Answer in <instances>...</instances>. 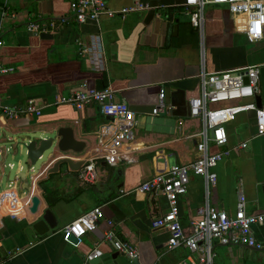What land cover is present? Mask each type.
Masks as SVG:
<instances>
[{"label":"crops","instance_id":"obj_1","mask_svg":"<svg viewBox=\"0 0 264 264\" xmlns=\"http://www.w3.org/2000/svg\"><path fill=\"white\" fill-rule=\"evenodd\" d=\"M72 1L8 0L17 18L2 22L0 66L8 72L0 75V101L6 107L32 103L40 114L0 120V264H89L85 257L97 247L102 255L116 252L105 241L107 232L137 252L134 260L120 254L121 264H178L186 252L167 250L168 234L151 225L167 210L166 200L160 192L135 190L195 159L200 122L189 118V102L200 94L202 69L211 73L260 66L256 97L264 107V40L250 42L242 32L245 19L232 16L226 7L208 6L200 33L189 24L184 0H106L113 11L137 4L149 9L82 24L70 11ZM32 22L54 23L52 39L29 32ZM82 84L111 89L129 107L149 110L160 97L168 107L160 116L135 113L134 140L121 149L124 160H96L94 178L88 181L80 177L83 166L72 171L61 165L49 174L60 159L84 164L96 156L97 134L106 121L98 105L76 110L55 104ZM59 128H71L74 138L85 143L84 150L51 156L35 171L25 145ZM225 129L226 146L209 150H231L215 169V188L206 194L203 180L189 174L187 193L178 201L184 228L199 219L198 210L206 203L233 215L240 187L248 213L264 214V136L256 137L254 112L236 116ZM241 143L246 148L233 151ZM33 198L39 201L36 214L31 213ZM95 207L103 215L96 229L76 246L64 242L59 231ZM46 209L58 226L40 237L32 226ZM252 233L262 250L216 245V264H264V222L253 226Z\"/></svg>","mask_w":264,"mask_h":264},{"label":"built area","instance_id":"obj_2","mask_svg":"<svg viewBox=\"0 0 264 264\" xmlns=\"http://www.w3.org/2000/svg\"><path fill=\"white\" fill-rule=\"evenodd\" d=\"M184 8L189 17L192 28L203 31L205 10L208 6L226 7L235 17H243L242 32L250 42L264 40V0H184ZM146 5H135L119 11L110 10L106 0H74L70 3V11L77 23L86 21L99 22L102 18H113L119 15L122 18L129 12L148 10ZM17 15L10 11L8 0L0 3V48L2 46L3 19L14 21ZM56 28L54 23L32 22L27 25V30L36 35L51 34ZM8 70L0 66V75ZM260 66H246L230 71L207 73L204 69L199 75L200 94L189 102V118L200 122V129L195 133L198 142L195 145L196 157L188 164L172 166L163 174L154 176L141 184L135 193L160 192L167 203V210L160 217L152 221V229L164 231L168 234L167 250H184L186 255L178 264H216V245H245L262 250V244L256 242L252 227L264 222V214L248 213L247 202L242 188L238 192L236 210L233 215L224 211L211 208L206 203L199 208V219L192 221L188 228L181 224L178 201L187 193L189 174L203 180L206 194L215 188L217 175L215 172L218 164L231 153L224 149L218 153H210V147H225L227 134L225 126L232 122L236 116L254 112L256 122V137L264 136V107H258L254 99L258 93V79ZM252 100L239 104H230ZM56 105H69L76 110L85 106L98 105L100 114L105 118L97 134L96 151L102 154L94 155L83 164L80 177L84 181L94 178L96 160H104L108 164H118L124 160L121 149L132 144L134 132L137 127L136 115L129 106L117 100L116 94L111 89H91L82 84L70 91V94L55 101ZM225 104L222 107L214 105ZM168 107L163 98L153 108L152 115L165 114ZM39 115L40 109L34 104L26 106H3L0 101V120L14 121L24 116ZM247 143H241L233 151L245 149ZM134 150V149H133ZM241 183H239V186ZM3 196H0V203ZM14 200L10 201V207ZM101 207H95L79 218L73 220L60 231L64 242L76 246L81 239L93 232L102 219ZM112 222H109L111 224ZM73 236L77 242L72 243L69 237ZM105 241L110 242L114 250L130 260L137 258L135 248L127 243L117 240L113 232L105 234ZM20 252H17V254ZM102 252L99 248L93 249L85 260L90 262L100 258Z\"/></svg>","mask_w":264,"mask_h":264},{"label":"water","instance_id":"obj_3","mask_svg":"<svg viewBox=\"0 0 264 264\" xmlns=\"http://www.w3.org/2000/svg\"><path fill=\"white\" fill-rule=\"evenodd\" d=\"M39 37L41 39H52V36L50 34H40ZM256 102L257 106L260 108L261 104L258 97H256ZM129 109L134 113H152L153 110V108H149V110H147L146 108L139 106H130ZM84 148L85 143L74 138V133L71 128H59L51 135L41 139L37 138L36 140H30L25 145L26 156L32 167H35L38 162L44 158L46 153L51 152L46 157L47 159H49L51 158V156H56L59 153L64 154L67 152H71L74 154H80L84 150ZM61 165H66L70 170L77 171L83 166V162L80 161L73 163L66 158L60 159L53 165V168L49 172V174L56 173ZM38 203L39 201L37 198L32 199V214H36ZM57 226V220L54 218L51 210L46 209L42 212L40 219L33 224L32 228L38 236L43 237L45 235H48L51 231L55 230ZM69 241L72 243L77 242V240L73 236L69 237ZM119 255L120 253L118 252H115L111 256L102 255L100 258L90 261L89 264H121L118 260Z\"/></svg>","mask_w":264,"mask_h":264},{"label":"rangeland","instance_id":"obj_4","mask_svg":"<svg viewBox=\"0 0 264 264\" xmlns=\"http://www.w3.org/2000/svg\"><path fill=\"white\" fill-rule=\"evenodd\" d=\"M49 153H51V152H49ZM49 153H46L45 156H44V158L41 161H39L38 164L34 167V170L35 171H37L40 168V166L43 164V162L46 161V159H47L46 157L48 156Z\"/></svg>","mask_w":264,"mask_h":264},{"label":"trees","instance_id":"obj_5","mask_svg":"<svg viewBox=\"0 0 264 264\" xmlns=\"http://www.w3.org/2000/svg\"><path fill=\"white\" fill-rule=\"evenodd\" d=\"M2 2V0L0 1V3Z\"/></svg>","mask_w":264,"mask_h":264}]
</instances>
